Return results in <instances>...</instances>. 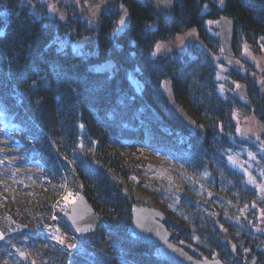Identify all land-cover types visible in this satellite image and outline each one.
Here are the masks:
<instances>
[{
	"label": "trees",
	"instance_id": "obj_1",
	"mask_svg": "<svg viewBox=\"0 0 264 264\" xmlns=\"http://www.w3.org/2000/svg\"><path fill=\"white\" fill-rule=\"evenodd\" d=\"M30 2L36 13L23 0H0V12L12 14H0V151L15 165L5 164L2 172L8 182L0 183V227L14 229L10 242L31 243L37 264H173L160 245L133 234L131 208L141 204L163 209L170 217L166 225L176 232L172 240L194 256L240 264L220 240L214 214L192 203L176 212L159 186L153 190L144 180L149 177L137 175L148 164L147 151L127 148H159L190 177L203 175L208 164L219 175L205 196L213 192L240 204L255 197V188L226 160L237 146L232 112L248 103L235 94L219 97L210 52L220 46L206 21L230 17L234 53L241 43L259 52L264 0H182L170 19L159 16L149 0H110L91 26L78 17L74 2L65 19L48 14L40 0ZM122 12L128 15L120 29ZM189 29L205 47L189 40L190 53L181 57L152 55L159 41ZM81 37L89 38L83 52L58 44ZM107 61L110 69L98 68ZM228 74L243 78L234 67ZM247 88L255 114L264 119L257 86ZM167 89L193 119L192 127L169 112ZM66 190L82 192L99 217L96 229L76 235L61 215L71 233L85 240L82 251L51 240L50 212Z\"/></svg>",
	"mask_w": 264,
	"mask_h": 264
},
{
	"label": "rangeland",
	"instance_id": "obj_2",
	"mask_svg": "<svg viewBox=\"0 0 264 264\" xmlns=\"http://www.w3.org/2000/svg\"><path fill=\"white\" fill-rule=\"evenodd\" d=\"M30 1L23 0L24 3L29 5L30 11L36 13V5ZM105 1L110 0H103V2L102 0H40L48 14H56L58 17L63 16L64 19L68 14V3L74 2L80 8V16L78 17H82L90 26L96 23L101 12H103ZM49 5H54L56 11L53 12L50 10ZM95 5H100L99 10L94 7ZM121 11H124L122 6ZM122 16H124L123 12L121 14ZM206 23L208 24L209 30L216 34V19H208ZM117 27L122 29L123 26L118 24ZM88 40V37H81L74 40L63 39L59 40L58 44L61 47L68 44L74 50L83 52L86 49L85 46ZM189 40H194L196 43L205 47L196 38L194 29H189L182 34L176 35L171 40L159 41L157 44L160 45V50L157 51L156 55L168 54L171 57H181L185 53H190L187 44ZM245 46L247 51H245ZM239 50L240 52L238 54H233V59L227 58L220 47L218 50L210 52L214 62L216 90L221 98L234 94L237 95L236 85H240L242 82H245L247 87L248 84H255L257 88L264 83V47L259 52H255L246 43H241ZM154 51H156V48H154L152 53ZM111 66L112 64L107 61L99 65L98 68L108 70ZM232 67L241 72L240 77H243L242 79L232 78L228 74V70H231ZM134 84L138 89L139 84ZM163 85L167 87L168 82L164 81ZM243 100L248 103L247 106L235 108L232 112L235 121V131L231 135V139L238 147L236 146L235 150L231 149L230 153L226 155V158L228 165L242 174L244 183L256 189L255 197L247 201L248 203L244 202L240 204L239 201L228 200L222 195H215L213 192L205 196L203 192L205 190L209 191L207 189L211 181L219 175V172L215 173L208 164L203 175L200 174L190 177L187 176V173L183 171L175 159H172L159 148L153 149L152 152L149 147H145V144L142 143H132L131 146L125 148L130 150L136 148L142 151L145 149L147 151L146 154L149 155L148 164L146 167L137 170V175L143 178L145 176L149 177L150 179L146 178L144 180L153 190L155 185L159 186L160 192L166 196L169 204L176 212H181L182 208L190 203L195 207L200 206L203 210H207L208 206L210 207L208 211L214 214L216 227L220 231V240L226 242L227 245L230 243L235 244L237 251L235 262L240 264L242 262H246L247 264H263V262L261 263V258L259 259L257 255L256 249L260 250L264 245V137H258L256 134L254 120L257 115L254 112L249 94ZM236 138L238 141L235 140ZM229 156L232 157V160L228 159ZM8 159L9 156L0 151V167H2L0 168V173L4 172L6 165L8 167L11 165L15 166L13 161H7ZM2 162L4 165H1ZM5 178L1 175L0 183ZM77 194L78 192H74L73 190H66L60 196L53 211L55 224H52L50 221L49 231L55 244L59 245L62 249L73 248L74 244L77 243L79 244L76 247L77 250L82 251L85 240L76 238L67 228L61 217L67 211L69 204L74 201ZM2 229L6 237L0 242V264H29L31 258L28 253L30 254L32 247L25 243V241L18 246V250L24 251L28 255V258H24L26 259L25 261L20 260L17 253L18 250L10 254L7 249V245L9 247L15 245V243H9L10 239L7 237L11 233H14V229L10 231L9 228ZM168 229L176 235L173 229L170 227ZM56 237L62 238L63 243L60 242V239H56ZM192 238L196 241L201 240L198 235H194ZM187 244L193 246L189 242ZM246 248L250 250L248 254L244 253ZM159 252L164 255L161 246L159 247ZM31 264L36 263L32 261Z\"/></svg>",
	"mask_w": 264,
	"mask_h": 264
},
{
	"label": "water",
	"instance_id": "obj_3",
	"mask_svg": "<svg viewBox=\"0 0 264 264\" xmlns=\"http://www.w3.org/2000/svg\"><path fill=\"white\" fill-rule=\"evenodd\" d=\"M155 12L166 19L174 16L175 2L182 0H172L168 5L165 0H149ZM127 20V17H126ZM217 40L224 54L231 56L233 54V21L228 16H221L217 19ZM36 82V81H35ZM33 84V81L30 85ZM33 87V86H32ZM259 94L264 99V83L258 88ZM237 93L245 97L247 88L245 83H241L237 88ZM166 106L172 116L181 124L191 127L193 119L187 111L178 105L171 92L166 90ZM256 133L258 136H264V121L260 118H255ZM67 222L72 227L77 235L92 232L97 224L98 217L94 214V208L86 199L85 195L80 192L77 198L70 203L68 211L64 213ZM169 217L161 209L153 206L134 205L131 210V229L133 233L147 241L162 245L166 258L173 264H226L220 258H195L181 245L171 240L172 231H170L165 222ZM79 229V231L77 230ZM3 233L0 230V239ZM230 249L234 254V245H230ZM264 253V246L261 248ZM264 262V259H263Z\"/></svg>",
	"mask_w": 264,
	"mask_h": 264
},
{
	"label": "snow or ice",
	"instance_id": "obj_4",
	"mask_svg": "<svg viewBox=\"0 0 264 264\" xmlns=\"http://www.w3.org/2000/svg\"><path fill=\"white\" fill-rule=\"evenodd\" d=\"M102 2H103V0H102ZM165 2H166L168 5H170V4L172 3V0H165ZM220 3H223V0H220ZM94 7H95L97 10H99L100 5H95ZM205 7H206V6H205ZM49 8H50V10H52L53 12L56 11V8H55L54 5H49ZM127 15H128L127 12H125V16H122V17L120 18V21L118 22L120 26L125 25V21H126V17H127ZM60 18H61V19H64L63 16H61ZM115 30H119V28H117V29H115ZM262 47H264V45H262ZM155 48H156V51H154V52L152 53V55H156V54H157V51L160 50V45L157 44V45L155 46ZM245 51H247L246 46H245ZM35 85H36V82L33 81V84L30 85V87L35 86ZM236 87L239 88L240 85L237 84ZM37 102L39 103V101H37ZM81 127H83V125H81ZM228 159H229V160H232V157L229 156ZM77 230L79 231V229H77ZM56 239H60V242L63 243L62 238H60V237H56Z\"/></svg>",
	"mask_w": 264,
	"mask_h": 264
},
{
	"label": "flooded vegetation",
	"instance_id": "obj_5",
	"mask_svg": "<svg viewBox=\"0 0 264 264\" xmlns=\"http://www.w3.org/2000/svg\"><path fill=\"white\" fill-rule=\"evenodd\" d=\"M247 203H248V202H247ZM4 237H5V236H4ZM4 237H3V238H4ZM12 247H13V251H14V252H17L18 247L15 246V245H13ZM9 253H10V252H9ZM10 254H11V253H10Z\"/></svg>",
	"mask_w": 264,
	"mask_h": 264
}]
</instances>
